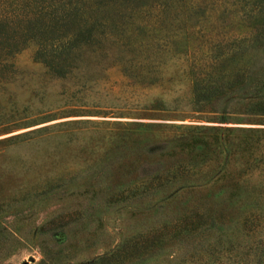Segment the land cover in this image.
Listing matches in <instances>:
<instances>
[{
	"label": "rangeland",
	"instance_id": "obj_1",
	"mask_svg": "<svg viewBox=\"0 0 264 264\" xmlns=\"http://www.w3.org/2000/svg\"><path fill=\"white\" fill-rule=\"evenodd\" d=\"M183 1L63 74L33 45L8 59L0 264H264V116L191 107L216 22Z\"/></svg>",
	"mask_w": 264,
	"mask_h": 264
},
{
	"label": "trees",
	"instance_id": "obj_2",
	"mask_svg": "<svg viewBox=\"0 0 264 264\" xmlns=\"http://www.w3.org/2000/svg\"><path fill=\"white\" fill-rule=\"evenodd\" d=\"M174 1L179 0H0V78L12 68L8 59L27 45H33L35 60L63 74L73 57L115 42L112 32L124 29L132 9L158 7L168 14ZM184 11L185 19L206 18L213 11L216 22L191 107L218 111L239 101L243 113L264 116V0H191ZM152 26L138 21L130 35L147 40Z\"/></svg>",
	"mask_w": 264,
	"mask_h": 264
}]
</instances>
